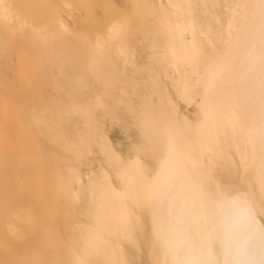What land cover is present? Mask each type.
<instances>
[{"label": "bare ground", "instance_id": "6f19581e", "mask_svg": "<svg viewBox=\"0 0 264 264\" xmlns=\"http://www.w3.org/2000/svg\"><path fill=\"white\" fill-rule=\"evenodd\" d=\"M75 1L82 4L81 7L83 6V9L81 10H84V13L81 14L83 12L81 11L80 15L82 16L80 18L82 17L83 23L85 21L84 24L90 26L89 31L94 34L91 36L89 31L88 35H86L87 32L85 33L86 37L81 42L83 43L85 40L86 45H81L82 43L77 42L78 46L80 44L82 49L85 47L83 50H79L81 48L77 50L80 52L84 51V57H90V60H84L86 63L82 62L81 65L85 64V67L81 66V68L80 61L79 63L77 62L79 65L76 63V67L73 64L77 60L76 58H72L71 61H75L71 64V67L72 65L76 68L79 66L80 68L78 69H81L82 72L86 67L89 69L88 67L90 65H92L90 67L93 69V64L91 63L94 61L99 62L97 57L102 51H105V44L108 43L110 45L112 43H118L119 41L125 43L124 41L130 37L133 40L134 37H139V39L144 40V49L151 50L150 53L153 55L156 54V51H158V54L160 52L159 56L158 54L154 56V60L158 58L157 61L152 60L147 62L150 64L151 62H154V64L159 62L160 66L158 64L156 66L158 65L161 68H163L161 63H164L165 70L166 68L173 70L175 75L170 77L174 80L173 86L176 91L175 94H177V99H181V102L187 104V106H190V104L195 105L196 114L200 118L199 121L201 120V124H193L191 122H194V120L189 122L187 119V121L183 120L179 122L177 120L178 117L177 119L174 117V113L177 110L174 111L172 108L171 110L164 108L165 104L163 103L164 101L162 102L160 94L157 96L156 104L152 102L153 100L151 101L152 104L150 99L148 100L150 98V96H147L148 91L145 94V90L143 93L139 89L140 86L139 88L137 87L141 84L139 82L142 80V77L139 82L136 81L138 83H136V86H134V79L129 77V79L131 78V84L134 82L130 89L132 87L138 88L136 90L141 91L138 92L140 96L138 93L137 95L136 93L134 94L138 98H141L142 95L141 100L143 101L145 99L146 101L141 103V100H139L143 105V109L140 108L141 110L138 108L141 107L139 106L140 103H138V100L136 101L138 103L137 108L140 110L137 112L135 110L136 108L133 110L128 104L130 102L134 106L136 102L133 105L131 103L132 100L130 101L128 99L126 101V98H124L123 103L125 104L126 102V105L131 109L125 105L124 109H127H121L126 111V113L129 109L131 112L128 113L129 116L131 114V116L137 118L141 117V121L139 120L140 123L137 124H140L139 128L142 127L140 138L143 136L144 138L142 140L145 138L148 141L149 139L151 141L153 140V143L156 144L152 145H157V148L159 147L162 151L161 154L164 153L163 155L169 156L171 161L161 168L160 176L155 179L154 183L151 182V184L142 170L144 169L143 166H140L141 164L138 161H129V159L126 164H122L116 160V164H112L113 171L116 167L114 172V177L116 176V178L114 179H117L120 185H118L120 187L119 191L124 190L122 191L125 193L123 196L114 192L116 189L110 186L109 178H106L104 175H100L101 178L102 176L105 177L102 181H98L97 184L91 183L88 189V201L85 200L88 202V205L85 206L86 204H83L85 206L83 208L84 206L82 205L83 210L80 209L81 206L80 208L77 206L83 212L82 215L84 214V216L86 215L88 217L90 220L88 222L91 223V226L88 223L90 229L88 228L85 231L87 226L83 224L84 228H82L80 224L79 226L81 228L78 227L77 229H80V231L83 229V232L81 231L82 233L86 232L83 236H88L89 234H93V236L90 238L85 236V239L81 238L83 236L80 237L82 239L81 241L86 240L84 242L85 259L82 260V262L86 260V263L78 262V264H264V0ZM66 2L70 1L67 0ZM72 3L73 0L70 4ZM50 4L48 8L52 6V2ZM77 4L73 3L74 6ZM30 6H33V0H0V19L11 20L12 18H16L17 13H22L20 11L22 8H28ZM45 6L47 7L46 3ZM78 8L80 9V7ZM98 8L100 10L102 8L107 9L105 17L101 16V18H98V14L95 13L97 11L99 12ZM65 11L67 12V9ZM65 11L61 10L57 13L55 12L56 14L54 13L57 15L56 18L61 21V23H59L60 21L57 22V24H61V29L63 26L67 27V24L65 25L61 19L63 14L66 13ZM41 13H43L42 10ZM25 15L27 14H24L22 18ZM33 15L35 16V14ZM70 15L72 16V13ZM99 15L102 14L100 13ZM119 17L120 20H117ZM20 20L22 22V19ZM80 23L82 25V22ZM70 24H68L69 27H71ZM79 24H76L74 27H78L77 25ZM124 24L127 26L126 28L122 27ZM30 28L29 30L32 31L33 29L31 30ZM67 29L68 27L63 32L68 33V31H71V34H73L72 27V30ZM36 31L33 33H38V30ZM2 33H6V31L1 32V37L5 36ZM72 39L74 40V38ZM75 41L77 40L75 39L74 43ZM135 42L138 41L136 40ZM132 43L134 44V42ZM139 44H142V42ZM66 45L65 47L68 48V44ZM76 46L73 45L74 49ZM140 47L142 48L143 46L139 45V49ZM137 49H135V52H132L136 53ZM55 51L53 54H59V52ZM68 51L69 55L71 53L73 55V52ZM60 52H62L61 49ZM74 52H77L76 49ZM81 53L78 54L77 52L79 56H83ZM63 54L67 53L63 51ZM77 54L75 53V55ZM79 56L76 57L79 58ZM122 56H125V54ZM99 57L102 59H100L99 64H102L105 69L104 67L100 69L99 64L95 62L96 65L98 64V70L95 68L96 65H94L95 72L92 71L91 73L94 72L95 74H93L96 77H98L97 74L101 70L103 72V70L106 71V68L108 70L111 66H115L114 64L108 66V63L104 61L106 57L107 60L110 59V57L108 59V55L106 57L104 55L101 57L100 55ZM134 57L137 56L135 55ZM83 58H81V61ZM96 58L97 60H95ZM116 58L120 60V58L118 59V55ZM109 61L110 63L113 62L111 60ZM131 61L135 62L133 60ZM105 62L107 63V67ZM128 63H130L129 60H122V68L125 65L127 67L129 65ZM149 63L147 64L148 66ZM88 64L90 65L88 66ZM156 66L155 68L158 71V67ZM116 67L118 68V66ZM130 67H134L133 70L136 71L134 63L133 65L131 63ZM122 68L120 67L119 69ZM87 69L85 70L87 71ZM108 71H106V74L103 72V74L107 75ZM112 71L113 69L111 68V72L109 71L110 75L113 74L114 76ZM148 71H152L153 73L155 70H150L149 67ZM131 72L129 71L128 75ZM78 73L83 76V73L80 71ZM78 73L76 72V74ZM127 73L124 71V74L127 75ZM139 73L137 74L139 75ZM169 73H165L167 79L169 78L167 75ZM87 74L89 75V70ZM100 74L98 75L102 78L103 76ZM121 74L119 73V75ZM131 74L135 73L133 72ZM94 75L92 77H95ZM149 75L148 77H150ZM121 76L123 77L124 75ZM144 80H142L141 88L146 87L142 86ZM145 81L147 82V80ZM126 82L128 81L126 80ZM116 83H119V81H115ZM144 84L147 83L144 82ZM115 89L113 94L116 91ZM131 90L133 93L135 89ZM121 91L119 92L117 90V93H121ZM197 97L199 101L196 100ZM110 99L112 100L113 98ZM116 100L118 102V99ZM170 101L167 103H170ZM154 109H156L158 117L156 116L152 120H143L151 114L150 112H154ZM195 110L193 115L191 113L189 116H196V114L194 115ZM41 111L40 113L43 115ZM43 112L46 114L47 111L43 110ZM132 112L136 116L132 115ZM40 113L36 116L39 117ZM176 115L178 116L179 114ZM185 115L184 118H188V115ZM36 116L34 117L36 118ZM89 116L91 115L89 114ZM129 116L126 115L128 118ZM85 117L86 123L89 118H87V114H85ZM32 118L31 120H34ZM191 118L189 119L191 120ZM39 120L37 119V127L41 125L39 124L41 122ZM195 120L199 122L197 119ZM93 123L96 122L93 120ZM81 126L83 127V125ZM92 127L93 124L91 123V130H93ZM96 128L94 127V129ZM86 130L88 131V128ZM91 130H89L90 133H92ZM86 133L84 132L82 137L88 140L91 138V135L88 134L87 136ZM4 142L7 145L9 141L7 143L6 141ZM21 146L19 145V147ZM101 149H104L102 145ZM104 151L106 150L104 149ZM109 152L107 155H111V152ZM25 157V161L23 157H19L20 159L19 161L17 159V161L20 164L22 163L24 167H26V163L28 164L27 168L29 166L32 167V165L34 167L35 163L32 162L34 163L32 164L30 161L33 159ZM4 162H0V262L2 259L7 261H3L5 264H24V262L28 261L27 259L32 263H34L33 261L38 262L39 258L37 259L36 257L42 256L38 255L40 254L39 252H37L38 254L36 256V253H29L32 250L29 252L26 251V253H22V250L21 253L23 255H18L16 250L21 249L22 246H20V243H25L29 239L32 241L29 240L30 247L35 250L37 242L40 241L39 244H41L52 229L56 233V228L54 229L56 222L45 223V220L47 219L49 221V216L47 215H52L50 212H55L53 206L66 203L71 191L62 192L58 195L57 193L59 192L57 191L56 194H53V198H51V196L48 197L50 193H48V189L42 183L44 181L41 182L39 180L35 184L31 180L35 184V187L33 184L32 187L33 189H37V193L31 192L27 186L29 180L26 181L25 178V180L10 179L7 174V164ZM20 164L19 167L22 165ZM23 166H21V172L24 168ZM31 167H29L30 170L24 168V171L26 169L28 170L26 171V176L30 171H34L31 170ZM39 169L36 168L35 173L31 172L30 176L34 173L36 177L39 173L37 171H40ZM24 174L25 172L21 175L25 177ZM89 178L92 179V177ZM117 182L116 184H118ZM48 185L50 186V183ZM52 188H55V185L54 187L51 186V190ZM26 193L34 194V198L30 197L31 200H28L30 198ZM22 194H25L28 199ZM86 196L84 194L85 198ZM65 206L68 205L65 204ZM70 206L73 207L72 204ZM70 206L69 208H71ZM94 210L97 211L95 215L92 214ZM67 212L69 213V210ZM46 216L48 218L45 219ZM57 216L54 218H57ZM58 218L60 217L58 216ZM65 220L63 219V221ZM59 221L61 222L62 220L60 219ZM62 225L60 226L62 227ZM67 225L70 226V223ZM75 226H78V224ZM57 229L60 230V228ZM25 230L29 232L26 233ZM27 234H29V237H27ZM5 236H7L6 238L9 236V238L13 237L18 241L15 242L14 239L15 244L17 243L16 248L14 247L15 250H9V245H5L6 247L2 246ZM14 242H11L13 246L15 245ZM46 243L47 241L43 245L48 252V249L51 247L46 246ZM18 244L19 248H17ZM27 244L29 243H26V246L24 245L25 247H23H28ZM40 246L43 247L42 244ZM46 247L49 248L47 249ZM5 248L7 252L6 250L4 252L2 251ZM82 248L80 250L78 249L77 252H80ZM14 251L17 255H15ZM49 254L51 255L52 252L50 251ZM75 256L78 257L76 254ZM81 256L80 258H82ZM70 257L73 256L71 255ZM77 257L76 259L72 258L71 261L75 260L77 263L80 260V258L77 260ZM43 262L45 260L38 262V264ZM45 264L49 263L46 262ZM72 264L74 263L72 262Z\"/></svg>", "mask_w": 264, "mask_h": 264}, {"label": "rangeland", "instance_id": "374dc122", "mask_svg": "<svg viewBox=\"0 0 264 264\" xmlns=\"http://www.w3.org/2000/svg\"><path fill=\"white\" fill-rule=\"evenodd\" d=\"M40 1L41 0H38V1L33 0V6H30L28 8L27 7L22 8L20 10V11H22V13L21 12H19V14L17 13V17H19V18H17V17L12 18L11 20L2 19V18L0 19V34L2 31H4V32L6 31V33H2V35L4 34L5 36H2V37L0 36V142L6 141V143H7L8 141L9 142L11 141L10 143L8 142L9 144L7 143V145L5 144V142L0 143V162L1 161L6 162L7 174L11 180H17V179L18 180L19 179H22V180L26 179V181L29 180V182L27 183L28 185L27 184L26 185L28 186V188L30 189L31 192L37 193V189H33L32 184L35 187V184H37L39 180L41 182L44 181L42 183L44 184V187L46 186V188L48 189V193H50L49 196L47 195L48 197L51 196V198H53V194H56L57 191L59 192V193H57V195L61 194L62 192H68V191L70 192L71 191L69 194V199L66 200V203H65L68 206H65V204H63V205L57 204L58 206L57 205L53 206V210L55 209L54 210L55 212H50L52 215H50L48 213L49 215H47V216H49V218L47 216L45 217V219L48 218L49 221H47V219L46 220L44 219L46 221V222L44 221L45 223L52 222V221L56 222L55 223L56 227H54V229L56 228V233H54L53 231H55V230L52 229L51 231L53 233L50 231V233L47 235L45 240L44 241L41 240L42 241L41 244L43 247L40 246L41 244H39L40 243V241H39L36 244L38 249L35 246L36 247L35 250L30 247L29 240L31 241V239L26 240L27 242L25 241V243L22 242L23 244L20 243V246H22V247L26 243H29V244H27L28 247H26V248H24L26 246L25 245L23 247V249H22V247L20 249L19 244H18L17 248H19V250L18 249L16 250L17 254L21 255L22 253H26V251L29 252L31 250L32 251L34 250L33 252L31 251L29 253H36V256H37V254H38L37 252H39L40 254H38V255H42V256H39V257L37 256L36 258L37 259L39 258L38 262H42L45 260V262H43L44 264L46 262L49 264H72V262H73L75 264L76 263L75 260H74L75 262L71 261L72 258L76 259L77 256H75V254L78 255L77 260L83 254V256H81L82 258H80L81 261L78 260L76 264H78V262L79 263L80 262L86 263V260H85V262H82V260L85 259L84 258V254H85L84 253V250H85V243L84 242L86 240L81 241L82 240L81 238L85 239L86 235L83 236V234H86L85 231H87L89 228L88 227V223H89L88 220L89 219L86 215L85 216L87 218L84 216V214L82 215L83 212L80 211V209L83 210L82 209L83 204L84 205L86 204L85 206L88 205L87 204L88 202H86V201H88V197H89V190L88 189H89V186L91 185V183L97 184L98 181H102L105 178L104 176H106V178H109L110 186H112L114 189H116L114 191V189L112 188V190L116 194L123 196L125 193H123L122 191H124V190L120 189L121 192L119 191V188H120V187H118L119 183L117 182V179L116 180L114 179V178H116V176L114 177V175H115L114 172H115L116 167L114 166L115 168L113 171L112 164H116V162H115L116 160L118 162H121L122 164L123 163L126 164L129 159H130L129 161H133V160L138 161V163L141 164L140 166H143L144 169H142V170H143L144 174L146 175V178L148 179V181H150V183L151 182L154 183L155 179L157 177H159L161 174V171H162L161 168L164 167L166 164H168L171 161L169 156L163 155L164 153L161 154L162 151L159 149V147L157 148V145H152V144H156V143H153V140L151 141V139H149V141H151V143L148 144L149 141L145 140L146 138L143 140H142V138H144L143 136L140 138L142 127L139 128L140 124L139 125H137V124L140 123L141 117H138L139 118L138 119L137 117L131 116V114L129 116L128 113H131L129 111V109H128L127 113H126V111H123L122 109H124L125 106L128 107V105H126L127 104L126 102H125V104L123 103L124 102L123 99L126 98V101L128 99L130 101L132 100L131 103L133 105L137 100H138V103H140V102L142 103L146 100L144 99L142 101L141 99L143 96L141 95V98L139 97L140 98L139 99L136 95L138 92H141L140 90H142V92L145 90V94H146V91H148L147 96H150V98H148V100L150 99V102L153 100L152 102H154V104H156L155 102H157V96L160 94L161 100H162V102L164 101L163 103L165 104V106L163 105L164 108H166V109L169 108L168 110H171V108H172V110H174V111L177 110L174 113L175 115L176 114L180 115V113H183L184 115L186 114L185 116L188 115L187 116L188 118H186V117L184 118L183 114H181L180 116L174 115V117L176 119L178 117L177 120L179 122L183 121V120H185V121L188 120L189 122H191L192 120H194V122L192 121L191 123L201 124V120L199 121L200 118L196 114L195 105L190 104V106L189 105L187 106V104H185V103L183 104L181 102V99H177V94H175L176 91H175V88L173 86L174 80L170 77V76L175 75L173 70L168 69V68H166V70H165L164 69L165 68L164 63H161L162 64L161 66H163V68L158 67V65L160 66L159 62L158 63L156 62V64H158L157 66H156V64H154V62H151V64L149 63L150 61L154 60V58H155L154 56L158 54L157 53L158 51H156L155 52L156 54L154 53L155 55H153L152 53H150L151 50H149L147 48L144 49L145 46L143 43L144 42L143 39L141 40V38L139 39V37H137V38L134 37V40L138 41V42H135L133 40V38L130 37L128 40L124 41L125 43H123V41H119L118 43H112L110 45L108 43L105 44L104 45L105 51H102L99 54V56L101 55V57H102V55H104V57H106L108 55V59L110 57L109 60H111V62L113 61L114 63L113 62L110 63V61L107 60V57L105 60L104 59L103 60L108 63V66L111 64L112 65L114 64L115 65L114 67L118 66V68L117 67L114 68L113 66H111L109 68L110 70L108 69L110 72H111V68L113 69L112 73H114V76H113V74L110 75V72L107 70V68H106V71H108L107 75H105L106 74L105 70H103V72L105 74H103V72L101 70L100 73L102 72V74H100V73H98V74L102 75L103 77L101 78L97 74V76L99 77L98 78V77H96V75H94L95 74L94 73L95 72L94 65H96L95 62H97L99 64V62L102 60L99 56L97 57L99 59V62L94 61L93 63H91V64H93V69H92V67H90L92 65L88 64V66L89 65L90 66L88 67L89 69H87V67L85 68V69H87V71H86L84 69L85 64L81 65L82 62L86 63L87 60H90V57L89 58L84 57V51L83 52L81 51L82 53L79 51V50H83L85 48V47H83V49H82L80 44L82 43L81 41L83 40V38H85L86 35L89 34V32L91 33V31H89L90 26H87L86 24H84L85 21L83 23L82 17L80 18V16H82V15H80L81 11H83L81 14L84 13V10H81V9H83V6L81 7L82 4L80 2H76L75 0H73V3L74 4L78 3L75 6L73 5V3L70 4L72 2V0H69L70 2H66L67 0H65V1L64 0L63 1L62 0H49V1L48 0H42V2H40ZM43 1H44V3H43ZM39 2L41 5L39 4ZM48 2H49V4H48ZM51 2H52V6H50L48 8V6L51 5L50 4ZM45 3L47 4V7L45 6ZM35 4L37 5L36 7H35ZM42 4H43V6H42ZM77 6L80 7V9ZM37 7L40 10L39 9L37 10ZM67 7H69L70 9ZM75 7H76V9L77 8L78 9L76 10ZM41 8H43V9H41ZM46 8H48V9H46ZM55 8H56V10H55ZM66 9H67V12L65 11ZM41 10L43 13H41ZM61 10L65 11L67 13V14L66 13L63 14L61 19L64 21L65 25L67 24L68 29H71V27H72V29H73L72 32L74 35L71 34V31H68V33L63 32V31H66L67 27L63 26V28L65 30L63 28L61 29L62 26L60 27L61 24H59V23H61V21L59 19H57L56 18L57 15H55L58 11H61ZM98 10H99V12L97 10H96L97 12H95L96 14H98L97 15V16H99L98 18H101V16H103V17L106 16V14H107L106 8H102L101 10H100V8H98ZM70 12L72 13V16L70 15L71 14ZM100 13L102 15H99ZM24 14H27L28 17H27V15H25L26 17L24 16L23 17L24 19H23L22 16ZM33 14H35V16ZM77 16H78V18H77ZM20 19H22V22ZM117 20H120V17H119V19L117 18ZM121 20H122V18H121ZM27 21H28V23H27ZM58 21H60V22L57 24ZM67 21H68V23H67ZM70 22H72V23L70 24ZM80 22H82V25ZM68 24H70L71 27H69ZM76 24H79L80 26L77 25L78 27H74V26H76ZM29 25L31 28L29 27ZM58 25H59V27H58ZM122 27L126 28L127 26L124 24ZM29 28L31 30L32 29L34 30V28H35L34 31L37 32L36 30H38V33H33L34 31L33 30H32L33 32L30 31ZM28 30H29V32H28ZM86 32H87V34L85 35ZM9 33H10V35H9ZM93 34L94 33H91V36ZM82 35H83V37H81ZM80 37H81V39H80ZM72 38H74V40L75 39L77 40V41H75V43H77V42L80 43L79 44L80 47L78 46V43L77 44L74 43V40ZM131 38H132V40H131ZM129 40H130V43H129ZM131 42H134V44L133 43L131 44ZM141 42H142V44H139ZM135 43H137V44H135ZM66 44H68V46H69L68 48L65 47ZM84 44L86 45L85 40L81 45H84ZM73 45L74 46L77 45L75 49L78 52V54H80V53L83 54V56L81 55L82 57L79 56L77 54V52H74L75 49H74ZM139 45L143 46V47L142 48L140 47V49H139ZM110 46H112V47L110 48ZM117 46H118V48H117ZM133 46H136V47L133 48ZM64 48L65 49L67 48V49L65 50ZM79 48H81V49H79ZM52 49L54 51L56 50L57 52H59V54L58 53L53 54L54 51L52 52ZM60 49L62 52H60ZM77 49H79V50H77ZM117 49H119L120 51ZM135 49H137L136 53H134ZM47 50L48 51L50 50L49 51L50 53ZM68 50H70V52H73V55H72V53L69 55ZM121 50L124 52H122ZM63 51H64V53H67L68 55L63 54ZM132 51H134V52H132ZM128 52H130V53H128ZM131 52H132V54H131ZM75 53L77 55H75ZM113 53L115 56L113 55ZM138 53H140V54H138ZM44 54H47V55H44ZM61 54H62V56H61ZM124 54H125V56H128V57L122 56ZM159 54H160V52H159ZM159 54H158V56H159ZM65 55H67V56H65ZM117 55H118V59L120 58V60H117V58H116ZM132 55H134V56L136 55L137 57H134ZM152 55H153V57H152ZM76 56H79V58ZM121 57H124V58L121 59ZM72 58L73 59L76 58V60H77V61L74 60L75 64H73V65L76 66L80 61V67L84 66L83 72L84 71L86 72V73L84 72L86 74V76L82 72L81 69H78V68H80L79 66H78V68H76L77 66L73 67V65H72L73 70H74V68H76V70H74L75 72L72 70L71 64L74 63V61H71ZM77 58L80 60H78ZM81 58H83L82 61H81ZM97 58L95 60H97ZM135 58L137 61L135 60ZM124 59L129 60V62H130V63H128L129 67H130L131 63H132V65L134 63V66L136 67L135 68L136 71L133 70L134 67L133 68L130 67V69H129V67L128 66L126 67L125 64H123L125 66L122 68V60H124ZM157 59H155V60L157 61ZM84 60H86V61H84ZM131 60H133L135 62H132ZM116 61H118V62L115 64ZM138 61H140V62L138 63ZM147 61H149V62H147ZM91 62H92V59H91ZM106 62H105V64L107 67ZM136 63H137V65H136ZM148 63H149V66L147 65ZM97 65L95 68H97V70H98ZM101 65L99 64L100 69H102L104 67L103 65L102 66ZM155 66L158 67V71L155 68ZM120 67L122 69H119ZM147 67H148V69H147ZM149 67H150V70L151 69H153V71L155 70L153 72L155 75L152 73V71L151 72L148 71ZM131 68H132V70H131ZM90 69H92V70H90ZM104 69H105V67H104ZM127 69L129 71H132L131 73L134 72L135 74L130 73V75H128L129 71ZM88 70H89V75L87 74ZM119 70H120V72H119ZM122 70H124L125 73L128 72L127 75L124 74V71H122ZM138 70L140 73L138 72ZM79 71L81 73H83V76L80 75V73H78ZM92 71H94L93 72L94 74L91 73ZM146 71H147V73L150 72L149 73L150 75L147 74ZM162 71H164V72L167 71L168 73L170 72L169 74H167L169 76L168 79L170 81L165 76V73H167V72L162 73ZM76 72L79 75L76 74ZM96 72H98V71H96ZM121 72H122V74H121ZM136 72L139 73V75H141V74L142 75L139 76ZM119 73L121 75H124L123 76L124 79L121 75H119ZM93 75L96 78L92 77ZM148 75L150 77H148ZM125 76H128V77H125ZM129 77L134 79L135 84L133 81H132L133 83L131 84V78L129 79ZM141 77H142V80H144V79L147 80V82L145 80H144V82L147 83L148 85L144 84V82L142 85V86H146V87L148 86L147 89H145L146 87H143L144 89L141 88V84H142V80L140 81ZM117 78H118V80H117ZM125 78H127L126 80L128 82H126ZM121 79L123 80V82ZM112 81H113V83H112ZM115 81L116 82L119 81V83L121 82L120 85H119V83L115 84ZM129 81H130V83H129ZM136 81L137 82L140 81L139 83H141L140 85L137 86L138 88L140 86V88H139L140 90L137 91L136 89H138V88L132 87L131 89L136 90V92L134 90L132 93V90L130 89V87L133 84H134V86H136V83H137ZM171 82H173V83H171ZM120 87H121V89H120ZM122 87H124V88H122ZM114 88H116L115 89L116 91L113 94ZM117 88H119L120 90ZM122 89L125 90V91L123 90L125 93L123 91H121ZM117 90L119 92L121 91V93H119V92L117 93ZM129 92H131L132 94ZM109 93H110V96H109ZM134 93H136V95ZM92 95H93V98H92ZM138 95L140 96V93H138ZM87 96L90 98H88ZM109 97L113 98V99L111 100ZM115 97H117V98H115ZM114 99H115V102H114ZM116 99H118L119 103L117 102ZM119 99H121V100H119ZM139 100H141V101L139 102ZM169 100H171L170 101L171 105H170V103H167ZM196 100L199 101V98L197 97ZM120 102H122V103H120ZM138 103L136 102L134 105L136 107H134L130 104V102H128L129 106L133 110L136 108L135 110L137 112L140 111L141 109H143L142 108L143 105L140 103L139 106H141V107H138V105H137ZM122 105H123V107H122ZM172 105L174 106V109H173ZM184 105H185V107H184ZM130 107H128V108H130ZM137 107L139 109L140 108L141 109L139 110ZM175 108H177V109H175ZM126 109L127 108H125L124 110H126ZM43 110L47 111L46 114L43 112ZM194 110H195L194 115L196 114V116L192 117ZM40 111L42 112V114L44 116L41 115ZM153 111L154 112H150L151 114H149V116H146L143 120H145V121L146 120H152L156 116L158 117V113L156 112V109H154ZM39 113H40L39 117L36 116ZM88 113L91 116H89ZM191 113H192V115L189 116ZM85 114H87V116H88L87 118H89V120L87 119L86 123H85V120H86ZM126 115L129 116V118L126 117ZM132 115H135V114H133V112H132ZM34 116H36V118ZM181 116H183V117H181ZM32 117L34 118V120H31ZM130 117H132L133 119ZM191 117L194 119H192ZM127 118L130 120H128ZM189 118H191V120ZM37 119H40L39 121H41L39 123V124H41V125H39L40 127H37L38 126ZM195 119H197L199 122H197ZM35 120L37 123L35 122ZM93 120L96 123H93ZM33 121H34V123H33ZM136 121H137V123H136ZM78 122L79 123L81 122L80 125ZM91 123L93 124V127H92L93 130H91ZM176 123L178 124V122H176ZM81 125H83V127ZM86 125H87V127H86ZM77 127H78V129H77ZM85 127H86V129L88 128V131L85 129ZM94 127L95 128L97 127V128L94 129ZM89 130H91L92 133H90ZM94 130H95V132H93ZM84 132H87L86 133L87 136H88V134H90L91 138H89L88 140L84 139L82 137ZM184 138H181V139L185 140ZM2 140H4V141H2ZM81 140H82V142H81ZM144 140H145V142H144ZM14 142H16L15 145H14ZM19 145L20 146L22 145V146L19 147ZM101 145L103 146V148L106 151H104V149H101ZM149 145H151V146H149ZM107 151L108 152L110 151L111 155L110 154L107 155V153H108ZM112 152H113V156H112ZM24 156H26L27 158L33 159V160L29 159L31 161V163L32 162L35 163V164L32 163V164H34V167L32 165L33 168H35L36 166H38L36 168H38V169L40 168L39 169L40 171H37V172H39L36 176L37 178L35 177V174H34L36 168L33 169L31 166H29V167H31V170H34V171H30L29 174H27V176H26V171H28L27 169H29V167L27 168L28 164L26 163V165H25L26 167H24L22 163H21L22 164L21 165L18 162L21 157H23V160L25 161ZM17 159H18V161H17ZM19 164L21 166H23L24 168H27L26 171H24L25 169L23 168L22 172H21L22 167L21 166L19 167ZM23 171L25 172V174H24L25 177H23L21 175L24 173ZM31 172H34V173H32V176L34 175L33 177L30 176ZM100 175H104V176H102V178H101ZM89 177H92V179ZM96 177L98 179L100 178V180H98ZM88 178H89V180H88ZM31 180H33L35 182V184H34V182H31ZM30 182H31V184H30ZM116 182L118 184H116ZM48 183H50V186L48 185ZM99 183L101 184V182H99ZM29 185H30V187H29ZM54 185H55V188H52V190H51V186L54 187ZM41 186H43V185H41ZM86 187H87V189H86ZM26 194H28L27 196L29 198L30 197L34 198L33 197L34 194H32V193H26ZM72 194H74V196H72ZM84 194L87 195L86 198L84 197ZM27 196L25 195L24 197L27 198ZM31 198L30 199L27 198V199L31 200ZM74 198H75V200H74ZM83 198H84V200H83ZM71 201H72V203H71ZM84 202H86V203H84ZM70 204H72L73 207H71ZM69 206L71 208H69ZM77 206L79 208L81 206V208L79 209ZM85 206L83 208H85ZM65 207L67 208V210H69V213L67 212ZM64 208H65V210H64ZM72 210H74L75 212ZM76 211L77 212L80 211V212L77 213ZM92 214L93 215L97 214V211L94 210ZM57 215L60 218H58ZM55 216H57V218H54ZM60 219L62 220L61 222L59 221ZM63 219H66V220L63 221ZM68 223H70V226L67 225ZM75 223H77L78 226H75V225H77ZM83 224H84V226L85 225L87 226V228L84 231L85 233H82L83 229H81L82 232L80 231V229L79 230L77 229L80 226L82 228H84ZM60 225H62V227L63 226H65V227L62 228ZM89 226H91V223H89ZM57 228H60V230ZM64 229H66V230H64ZM25 232L27 233L29 231L25 230ZM79 232H80V234H79ZM30 233H31V231H30ZM87 233H89V232H87ZM90 233H92V232L90 231ZM51 234H53V235H51ZM78 235H79L78 238L80 240L77 238ZM81 236H83V237H81ZM92 236H93V234H89L86 237L90 238ZM6 237L7 236H5V239L3 241L2 246L6 247L5 245H7V246L9 245V247H10L9 250H15L14 247L16 248V244H17V243L15 244V242H18V241H16V239L13 237H11V238H9L10 236L8 238H6ZM27 237H29V234H27ZM14 239H15V242H14ZM77 239L80 241V245H79V241ZM49 240H50V242L48 243ZM75 240L78 242V243L76 242L77 245H75L76 244ZM46 241H47L46 246H49L52 248L51 249L48 247L49 249H51V250H49L46 247L48 249V252H47V250H45V247H44ZM11 242H14L15 245L13 246L12 245L13 243H11ZM81 242H82V244H81ZM38 244H39V246H38ZM50 244H51V246H50ZM77 246H79V247H77ZM9 247H7V248H9ZM11 247H13V248H11ZM80 248H82V250L80 251L81 254H79L80 252H77L78 249L80 250ZM26 249H29V250H26ZM36 249H37V251H36ZM4 250H6V252H7L6 248L3 249L2 251L4 252ZM22 250H23V252L21 253ZM40 250H42V251H40ZM50 251L52 252V254H51L52 256L49 254ZM16 252H15V255H17ZM71 255L73 257H70ZM48 257L50 258V260ZM37 259H36V261H37ZM27 260H25L27 262H24V264H29L30 261H29V259H27ZM3 261L7 262L5 259L4 260L2 259L1 260L2 264H5ZM1 262H0V264H1ZM33 262L38 264V262H35V261H33ZM34 263L30 262V264H34ZM43 263H39V264H43Z\"/></svg>", "mask_w": 264, "mask_h": 264}]
</instances>
